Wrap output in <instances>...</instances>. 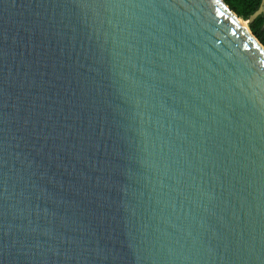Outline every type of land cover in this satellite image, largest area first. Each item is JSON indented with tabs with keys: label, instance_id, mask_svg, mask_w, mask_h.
Wrapping results in <instances>:
<instances>
[{
	"label": "water",
	"instance_id": "95a60500",
	"mask_svg": "<svg viewBox=\"0 0 264 264\" xmlns=\"http://www.w3.org/2000/svg\"><path fill=\"white\" fill-rule=\"evenodd\" d=\"M241 21L0 0V264H264V46Z\"/></svg>",
	"mask_w": 264,
	"mask_h": 264
},
{
	"label": "trees",
	"instance_id": "16d2710c",
	"mask_svg": "<svg viewBox=\"0 0 264 264\" xmlns=\"http://www.w3.org/2000/svg\"><path fill=\"white\" fill-rule=\"evenodd\" d=\"M239 18L248 20L260 7L262 0H223ZM253 35L264 46V10L248 25Z\"/></svg>",
	"mask_w": 264,
	"mask_h": 264
},
{
	"label": "bare ground",
	"instance_id": "6f19581e",
	"mask_svg": "<svg viewBox=\"0 0 264 264\" xmlns=\"http://www.w3.org/2000/svg\"><path fill=\"white\" fill-rule=\"evenodd\" d=\"M241 24L244 25V26H246V24L243 21H241Z\"/></svg>",
	"mask_w": 264,
	"mask_h": 264
},
{
	"label": "rangeland",
	"instance_id": "374dc122",
	"mask_svg": "<svg viewBox=\"0 0 264 264\" xmlns=\"http://www.w3.org/2000/svg\"><path fill=\"white\" fill-rule=\"evenodd\" d=\"M244 21V20H243ZM244 23H246V21H244ZM247 25V24H246ZM248 26V25H247Z\"/></svg>",
	"mask_w": 264,
	"mask_h": 264
}]
</instances>
